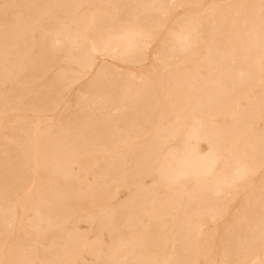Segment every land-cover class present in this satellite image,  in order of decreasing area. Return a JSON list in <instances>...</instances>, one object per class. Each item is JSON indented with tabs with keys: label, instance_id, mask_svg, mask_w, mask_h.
I'll return each mask as SVG.
<instances>
[{
	"label": "rangeland",
	"instance_id": "obj_1",
	"mask_svg": "<svg viewBox=\"0 0 264 264\" xmlns=\"http://www.w3.org/2000/svg\"><path fill=\"white\" fill-rule=\"evenodd\" d=\"M7 2L0 0V264H160V256L151 259L146 235L154 214L164 208V259L169 258L174 233L179 264H192L188 260L196 256L199 264H264V56H256L264 47V0H11L12 7ZM211 11L216 13L217 32L205 34L189 55L216 51L211 61L216 70L209 73L197 61L189 82L197 85L191 97L202 104L193 109L175 74L181 54L170 50L176 42L172 34L177 21L197 24ZM90 16L91 27L80 29L72 42L77 20ZM140 28L148 45L135 59L123 50L126 37ZM106 41L121 45L124 56H115V49L97 51L94 66L85 67L91 42ZM161 52L172 62L163 71L157 61ZM101 65L127 88L140 87L138 101L123 111L120 123H96L98 106H91L84 119L74 118L82 92H92L89 103L104 98L108 89L91 88ZM169 72L171 80L166 79ZM67 84L69 89L64 88ZM53 85L63 86L58 105L53 94L43 91ZM193 115L202 119L203 133L212 126L214 135L231 136L227 148L217 147L214 173H225L235 182L223 184L220 193L210 188L212 176L204 182L191 174L172 179L181 170ZM79 129L92 135L82 137ZM158 130L162 135L170 130L164 144L155 140ZM254 134L259 140L254 154L242 159L240 150ZM155 145L165 152L173 149L174 160L164 165L155 161ZM209 150L207 138L198 141L200 154ZM246 164L248 172L237 178L236 166ZM14 176L24 179L16 184Z\"/></svg>",
	"mask_w": 264,
	"mask_h": 264
},
{
	"label": "bare ground",
	"instance_id": "obj_2",
	"mask_svg": "<svg viewBox=\"0 0 264 264\" xmlns=\"http://www.w3.org/2000/svg\"><path fill=\"white\" fill-rule=\"evenodd\" d=\"M148 1V0H147ZM151 1V0H150ZM133 2V1H132ZM140 2V1H139ZM113 3V2H112ZM142 3V2H141ZM115 4V3H114ZM131 4V3H130ZM147 4V2H146ZM148 5V4H147ZM13 4L11 2V0H8L7 2V7H12ZM116 6V4H115ZM121 6V5H120ZM150 6V5H149ZM135 7V6H134ZM153 7V6H152ZM159 8V6H157ZM253 7V6H252ZM258 7V6H257ZM119 7H116V9ZM141 8V7H139ZM156 8V7H155ZM162 8V7H161ZM255 8V5H254ZM16 9V8H15ZM115 9V10H116ZM132 9V8H131ZM130 9V10H131ZM143 9V8H142ZM157 9V8H156ZM155 9V10H156ZM256 9V8H255ZM140 10V9H139ZM147 10V9H146ZM154 10V12H156ZM158 10V9H157ZM253 10V9H252ZM257 10V9H256ZM3 11V10H2ZM151 11L153 13V10L151 8ZM159 11V10H158ZM251 11V10H250ZM118 12V11H117ZM132 12V11H131ZM219 12V11H218ZM151 13V12H150ZM157 13V12H156ZM159 13V12H158ZM162 13V12H161ZM252 13V12H251ZM250 13V14H251ZM119 15V14H118ZM139 16V15H138ZM144 16V13H143ZM256 16V15H254ZM258 16V15H257ZM256 16V17H257ZM120 17V16H119ZM130 17V16H129ZM218 17V16H217ZM248 17V16H247ZM103 18V16H102ZM132 18V17H130ZM145 18V17H144ZM251 18V17H250ZM255 18V17H254ZM109 19V18H108ZM240 19V18H239ZM117 20V19H116ZM216 13L214 11H211V15L209 16V18L205 19V20H199L197 22V24L195 23H191L190 19L189 20H179L177 21V29L175 30V32L172 34V37L175 39V43H173L172 45H170V50H173L176 52L175 49L179 50V54L180 55V59L177 61L178 63V68H177V73L179 78L182 79L181 84H180V88H181V92L184 93L185 98L187 99L188 104L191 105V107L194 109L197 104H202V102H195L193 100V98L191 97V93H192V89L195 87H191L190 86V82L189 79L191 78V72L196 70V63L197 61H200L201 63H204L205 65H207V68L209 70V73H213L216 68H214V66H212L211 61L213 59V56L216 55V51L215 54L210 52L211 50H209V52H206L205 54L202 53L201 50H195L192 55L190 56V50L193 48L194 45L196 44H200L205 40V34H209V35H215V31L214 32V27L215 23H216ZM246 20V19H245ZM249 20V19H248ZM251 20V19H250ZM256 21L255 19H252V21ZM261 19H259L260 21ZM113 21V20H112ZM238 21V20H237ZM240 21V20H239ZM253 21V22H254ZM258 21V19H257ZM258 21V22H259ZM94 22V18L92 16L90 17H81L80 19L77 20L76 24H77V28L78 30L70 37V40L72 39V42H74L77 39L78 36V32L80 31V29L83 28H90L92 23ZM131 22V21H130ZM243 22V21H242ZM246 22V21H245ZM101 23V22H100ZM244 23V22H243ZM241 24V23H239ZM245 24V23H244ZM109 25V24H108ZM217 25V23H216ZM137 26V25H136ZM241 26V25H240ZM257 26V25H256ZM108 27V26H107ZM112 27V26H111ZM128 27V26H127ZM106 28V27H105ZM100 29V27H99ZM108 29V28H107ZM134 30V29H133ZM216 30V29H215ZM132 31V30H131ZM103 32V31H102ZM193 32L196 33V38L197 41L195 42L193 40ZM229 32V31H228ZM248 32V31H247ZM261 32V31H260ZM101 33V32H100ZM256 33V32H255ZM259 33V32H258ZM262 33V37H264V30ZM247 35V34H246ZM250 35V34H249ZM255 35V34H254ZM127 36V35H126ZM248 36V35H247ZM260 36V34H259ZM103 37V36H102ZM101 37V38H102ZM105 37V36H104ZM111 37V35H110ZM146 37L145 32L140 28V29H135L133 32L130 33V35L127 38V45H125L126 47L124 48V52L127 53V51L129 52V54L134 55L137 59L138 57L144 55V51L146 46L148 45V42H146L144 40V38ZM217 37V35L215 36ZM233 37V36H232ZM252 37V36H251ZM96 38V36H95ZM256 38V37H255ZM233 39V38H232ZM263 39V38H262ZM57 42H60L62 40V38H57L56 39ZM219 40V39H218ZM252 40V38L250 39ZM254 40V38H253ZM213 41V40H212ZM230 41V39H229ZM240 41V39H239ZM243 41V40H242ZM99 42L96 41V43ZM232 42V41H230ZM229 42V43H230ZM253 42V41H252ZM262 42V40L260 41ZM259 42V43H260ZM94 42H91V47L89 49V59L86 61L85 63V67L91 69L94 64H95V58L93 56V53L97 52V51H106L107 53L109 51L114 52V49L116 51V53L114 54L115 56H120L123 54V51L119 50V48L121 47V45H119L118 43L110 45L111 42L110 41H106L103 42L101 45H98ZM218 43V42H216ZM239 43V42H238ZM258 43V42H257ZM256 43V44H257ZM227 44V43H226ZM232 44V43H231ZM248 44V43H247ZM234 45V44H233ZM250 45V44H249ZM264 44H262L263 46ZM215 46V45H214ZM252 46V44H251ZM257 46V45H256ZM61 46H58V48H60ZM217 47V46H216ZM228 47V45H227ZM110 48V49H109ZM122 48V47H121ZM212 48V47H211ZM210 48V49H211ZM261 48V47H260ZM215 49V48H214ZM232 45H230L228 51H232ZM244 49V48H243ZM255 49V48H254ZM258 49V48H257ZM108 50V51H107ZM161 50V49H160ZM177 50V51H178ZM213 50V49H212ZM227 50V49H226ZM219 51V50H218ZM252 51V50H251ZM250 51V52H251ZM103 52V53H104ZM105 52V53H106ZM174 52V53H175ZM204 52V51H203ZM221 52V51H220ZM223 52V51H222ZM227 52L230 56V53ZM243 52V51H242ZM255 51H253L254 53ZM104 53V54H105ZM173 53V54H174ZM226 53V54H227ZM252 53V54H253ZM162 56L159 54V56L157 57V61L159 64L160 69L163 71L165 69H167L168 67H171L172 62L170 61V59H164L163 57H165V53L161 52ZM177 54V52H176ZM218 54H220L218 52ZM224 54V53H223ZM232 54V53H231ZM264 56V47L262 49H260V52L257 51L256 52V56L257 58H259L260 55ZM113 55V56H114ZM221 55V54H220ZM88 56V55H87ZM124 56V54H123ZM129 56V55H128ZM227 56V55H226ZM232 56V55H231ZM228 57V61L231 62L232 61V57ZM254 56V54H253ZM170 57V56H169ZM179 57V55L177 56ZM225 57V56H224ZM118 58V57H117ZM167 58V57H166ZM217 58V57H216ZM249 58V57H247ZM255 58V56H254ZM227 59V58H226ZM225 59V60H226ZM257 60V59H256ZM224 61V60H223ZM214 62V61H213ZM227 62V61H225ZM224 62V63H225ZM244 62V61H243ZM214 64V63H213ZM253 64V63H252ZM252 64H250L252 66ZM256 64V63H255ZM175 67L176 63L173 64ZM229 65V64H228ZM243 65V64H242ZM173 66V67H174ZM216 66V65H215ZM174 67V68H175ZM244 67V66H243ZM246 67V66H245ZM250 67V66H249ZM258 67L259 69L261 68L260 64L258 63ZM34 69V68H33ZM250 70V69H249ZM237 71V70H236ZM174 72V71H173ZM238 72V71H237ZM243 72V71H242ZM242 72H240V74L242 75ZM256 72V71H255ZM111 73V70L105 66V65H101L97 68L96 70V80L92 85V89L99 87V86H104L105 89H108L107 91L105 90L106 93H104V98L101 100H94L93 102L89 103L88 101L90 100V95H91V91L90 92H85V93H81L78 96V101H77V110L74 112V118L77 120H79L80 118H85L86 114L88 112V109L91 106H98L101 108L100 110V115L96 118V123L101 124L102 126L105 125V123L107 122H112L113 124L116 123H120L123 119L122 117V113L123 111L130 107L133 103H135V101H138V97H139V92H140V87L138 88H127V86L122 83V80H113L109 74ZM239 73V72H238ZM254 73V72H253ZM174 74V76H176ZM251 74V73H250ZM254 76V74H252ZM169 76L170 77H166L169 78V80L172 79L171 73L169 72ZM177 76V77H178ZM160 77V76H159ZM251 77V76H250ZM249 77V78H250ZM175 78V77H174ZM165 79V80H166ZM245 79V78H244ZM168 80V81H169ZM143 82V81H142ZM171 83V82H170ZM201 83V82H200ZM128 84V83H127ZM178 85V84H177ZM71 86V84H67L65 85L64 88L69 89ZM110 88H109V87ZM199 86V84H198ZM204 86V85H203ZM201 86V87H203ZM63 87V86H62ZM62 87H57V85H53V86H49V88L45 87L44 88V94L45 95H50L53 94V96H55L56 99V104H60L61 103V97L63 96V92L61 90ZM175 87V86H174ZM200 88V87H199ZM197 88V89H199ZM207 88V87H206ZM220 88V87H219ZM47 89V90H46ZM50 89V90H49ZM211 90V88H209ZM150 90V89H149ZM167 90V89H166ZM176 90L177 87H176ZM195 90V89H194ZM223 90V89H222ZM206 91V90H205ZM204 91V92H205ZM169 93L171 92L170 90L168 91ZM210 92V91H209ZM215 92V91H213ZM98 94V93H97ZM179 95V94H177ZM207 95V94H206ZM205 95V96H206ZM155 96V95H154ZM204 96V95H203ZM180 97V95H179ZM194 97V96H193ZM195 98V97H194ZM203 98V97H202ZM201 98V101H202ZM206 98V97H204ZM179 99V98H178ZM208 99V98H207ZM206 99V100H207ZM225 99V98H224ZM258 99V98H257ZM223 100V99H221ZM262 100V99H261ZM60 101V102H59ZM141 101V100H140ZM212 101V100H211ZM218 101V100H217ZM258 101H260L258 99ZM142 102V101H141ZM186 102V104H187ZM208 102V101H207ZM224 102V101H223ZM227 102V101H226ZM264 102V101H263ZM148 103V102H147ZM225 103V102H224ZM228 103V102H227ZM226 103V104H227ZM44 104V103H43ZM207 104V103H206ZM205 104V106H206ZM216 104V103H215ZM214 104V105H215ZM222 104V102L220 103ZM143 105V104H142ZM262 105V102H261ZM63 106H68V102H64ZM137 106V105H135ZM146 106H148L146 104ZM145 106V107H146ZM165 106V105H164ZM174 106V105H173ZM168 107V106H165ZM214 107V106H213ZM217 107H218V103H217ZM221 107H224L223 105H221ZM251 107V106H250ZM187 108V107H186ZM204 108V107H202ZM201 108V109H202ZM208 108V107H207ZM210 108V107H209ZM208 108V109H209ZM254 108V107H253ZM170 109V108H169ZM181 109V108H180ZM199 109V108H198ZM213 109V108H212ZM186 110V109H185ZM204 110V109H203ZM207 110V109H206ZM225 110V109H223ZM228 110V109H227ZM251 110V109H250ZM258 110V109H257ZM189 111V110H188ZM214 111V110H213ZM221 111V110H220ZM219 111V113H220ZM179 112V111H178ZM210 112V110H209ZM228 112V111H227ZM231 112V111H229ZM228 112V113H229ZM247 112V111H246ZM208 113V112H207ZM214 113V112H213ZM217 113V112H215ZM255 113V112H254ZM182 114H184L182 112ZM212 115V114H211ZM252 115V114H251ZM250 115V117L248 118V120L250 118H252V116ZM88 117V116H87ZM248 117V116H247ZM261 118V114L254 116V118L252 119V121L250 122V131H252L253 129V124H258L259 120ZM193 120L195 121V124L192 126L191 130L189 131V134L187 136V140H186V146L183 150V158L182 160L179 162V165L181 167V170L178 172L177 176H172L173 180L176 181L177 177L181 176V175H186V174H191L193 176V178L198 181V182H204L208 179L209 176L213 177V181L210 185V188H212L216 193H220L221 192V186L223 184H225V186H231L234 182L235 179L232 177H228V175H226L225 173L219 174L217 175L216 173H214L215 171V167L217 164V160H218V154L216 152L217 147H221L224 146L225 148H227V143L230 142V137H225L222 139L220 136L214 135V129L215 127L211 128L212 126H210L209 128L211 130L207 129V133H203L201 130L202 127V119L197 116V115H193ZM89 122V121H88ZM159 122V121H158ZM235 123V122H234ZM247 123V122H245ZM178 124V123H177ZM182 124V123H181ZM240 125V124H239ZM94 126V125H93ZM232 126V125H231ZM243 126V125H241ZM66 127V126H65ZM70 127V126H69ZM237 127V126H236ZM68 128V125H67ZM234 128V127H233ZM231 128V129H233ZM238 128V127H237ZM71 129V128H70ZM127 135L131 136L132 134V130L131 129H127ZM175 130V129H174ZM234 130V129H233ZM69 131V130H68ZM77 134H79L82 137H89L90 135H92L91 130L89 129H83V130H76ZM104 133L106 132V130L103 128L102 130ZM228 131V130H227ZM255 131V130H254ZM112 132V131H111ZM229 132V131H228ZM226 132V133H228ZM36 133V131H35ZM17 134V132H16ZM113 134V132H112ZM163 133L160 132L159 130L156 133V138L155 140H159V143L164 144L167 140L168 137L171 135L170 134V130L169 132H167L166 135H162ZM165 134V133H164ZM234 133H232L233 135ZM234 136V135H233ZM260 135H258L259 137ZM22 137V136H21ZM103 137H105L103 135ZM102 137V138H103ZM207 138L208 142L210 143V150L207 154H200L197 151V144L198 141L203 139V138ZM13 138V137H12ZM26 138V137H25ZM260 138V137H259ZM104 139V138H103ZM230 139V140H229ZM10 140V138L8 139ZM105 140V139H104ZM12 141V140H10ZM248 143L246 145L243 146V148H241L240 152H241V157L242 159L244 158V156L246 155H250V154H254L253 153V147L255 144H257L259 142V140L256 139L255 134L254 135H250L248 137ZM14 144V143H13ZM23 147V146H22ZM252 148V149H251ZM26 149V148H25ZM24 149V150H25ZM21 151V150H20ZM236 151V150H235ZM17 152V151H16ZM19 152V151H18ZM237 153V152H236ZM21 155V154H20ZM29 155V154H28ZM238 156V155H236ZM154 157H155V161L161 163V165H164L165 163H167V161L169 160H174L175 158V151L173 149L168 150V151H163L162 147L159 145H155L154 148ZM15 158V157H14ZM13 158V159H14ZM234 158V155H233ZM258 159V158H256ZM27 160V159H26ZM25 160V161H26ZM245 160V159H244ZM256 161V160H255ZM235 162V161H234ZM13 163V162H12ZM19 163V162H18ZM243 163V161H242ZM237 163H234V165H236ZM19 166V165H18ZM244 168L240 169V167L236 166V169H238L239 171L236 173L237 178H241L244 174H246V172H248L247 168L249 166V164L243 165ZM24 167V166H23ZM15 168V167H13ZM17 169V168H15ZM23 169V168H22ZM164 169V168H163ZM19 171V170H18ZM34 172V171H33ZM117 175V174H116ZM164 176V175H163ZM14 182L16 184H19L22 182V180L24 178L20 177V176H14ZM166 177V176H165ZM164 177V178H165ZM118 180V179H117ZM44 180H40V186L44 184L43 182ZM253 184V183H252ZM214 194V193H213ZM217 195V194H216ZM220 196V194H219ZM75 198V197H74ZM210 199V198H209ZM211 200V199H210ZM205 201V200H204ZM38 202V200H37ZM61 202V201H60ZM63 202V201H62ZM43 203V202H42ZM40 203V204H42ZM69 203V202H68ZM70 204V203H69ZM47 207V206H46ZM242 207V206H241ZM39 208H37L38 210ZM42 209V208H41ZM127 209V208H126ZM47 210V209H46ZM211 210V208H210ZM41 212V210H40ZM49 212V210H48ZM47 212V213H48ZM168 211H166V208L156 212L153 216V221H152V225L150 227V229L147 232L146 235V241L148 244H150L152 246V250H151V259H156L157 256L161 257V262L160 264H179L180 263V259L178 257V255L176 254L175 251V245L177 244L179 238L177 237L176 234L173 233V239H172V250L169 254V258L168 259H164L163 258V254L164 251L166 249V241H165V231H166V222L162 219L163 215H166ZM43 213V211H42ZM45 213V212H44ZM264 215V214H263ZM192 216V215H191ZM184 219V218H183ZM181 220V219H180ZM189 220V219H188ZM181 222V221H179ZM259 225V224H258ZM183 227V225H182ZM187 230H190L187 228ZM183 232V231H182ZM258 232V231H257ZM185 233V232H184ZM200 234V233H199ZM245 234V233H244ZM201 236V235H200ZM264 237V236H263ZM199 238V236H198ZM248 238V237H247ZM246 238V239H247ZM191 239V238H190ZM260 241V240H259ZM182 242V241H181ZM232 242V241H231ZM185 245V244H184ZM20 246V245H19ZM198 246V245H197ZM184 247V246H183ZM199 248V246H198ZM202 248V247H201ZM200 249V248H199ZM261 249V248H260ZM225 250V249H224ZM263 251V250H261ZM200 252V251H199ZM236 253V252H235ZM227 254V253H226ZM59 256V254H58ZM199 256V255H198ZM62 259V258H61ZM64 259V258H63ZM188 258L182 261L187 262ZM181 261V262H182ZM190 263L192 264H199V260L198 257H193L190 258L188 260Z\"/></svg>",
	"mask_w": 264,
	"mask_h": 264
}]
</instances>
